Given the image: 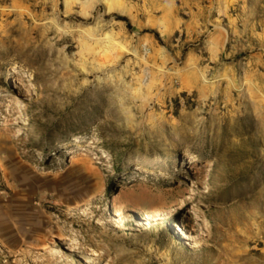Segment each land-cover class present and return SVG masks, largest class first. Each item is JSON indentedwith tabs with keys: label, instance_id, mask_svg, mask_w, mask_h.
Wrapping results in <instances>:
<instances>
[{
	"label": "rangeland",
	"instance_id": "obj_1",
	"mask_svg": "<svg viewBox=\"0 0 264 264\" xmlns=\"http://www.w3.org/2000/svg\"><path fill=\"white\" fill-rule=\"evenodd\" d=\"M0 264H264V0H0Z\"/></svg>",
	"mask_w": 264,
	"mask_h": 264
},
{
	"label": "bare ground",
	"instance_id": "obj_2",
	"mask_svg": "<svg viewBox=\"0 0 264 264\" xmlns=\"http://www.w3.org/2000/svg\"><path fill=\"white\" fill-rule=\"evenodd\" d=\"M176 230H178V231L181 230V227L180 226H177Z\"/></svg>",
	"mask_w": 264,
	"mask_h": 264
}]
</instances>
